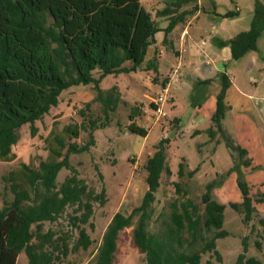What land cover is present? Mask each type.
<instances>
[{
    "label": "rangeland",
    "instance_id": "rangeland-1",
    "mask_svg": "<svg viewBox=\"0 0 264 264\" xmlns=\"http://www.w3.org/2000/svg\"><path fill=\"white\" fill-rule=\"evenodd\" d=\"M260 1L264 4V0ZM139 2L150 13L157 27L170 17L158 15L168 6L169 0ZM196 9L199 12L193 17ZM184 11L189 13L183 17L185 22L182 27L186 26L189 36L196 47H199L210 38L226 42L238 33L248 31L254 17L255 2L191 0L189 4L176 8L173 12L180 20L179 15ZM230 12L236 15L224 16ZM214 13L221 17L216 18ZM164 38L163 30L155 34V43L148 48L139 70L108 75L100 82L103 90L116 86L119 91V102L114 111L108 112L107 117L101 110V104L94 100L95 92L91 85L71 87L61 93L57 106L35 123V135L31 134L28 124L19 129L18 140L11 148L9 159L0 161L1 207L3 201L13 199L8 188L9 183L4 178H11L21 189H28L23 165L36 170L40 162L52 157L46 141L52 133L61 134L63 127L70 124L79 126L83 123L86 130H81L78 138L67 141L78 145L85 144L89 140V134H92L94 146L90 151L71 154L69 161L76 168L78 177L95 194L104 189L105 202L102 205L97 202L93 206L90 222L94 229L85 226L93 241L92 245L86 251L80 249L70 253L60 264H92L102 234L112 216L117 212L128 215L140 205L147 190L144 165L160 140L168 141L166 165L170 174H161L160 186L151 206L148 230H160L169 222L173 207L179 208L186 200L202 216L204 206L201 196L205 192L206 184L213 182L215 185L211 191L212 198L226 206L223 230L228 236L216 240V250L221 261H217L213 252H207L202 255L201 264H205L207 260L212 264H234L243 251V242H246L247 257L264 261V203L256 202V199L264 195V31L257 40V51L248 52L239 60H232L230 57L228 62L217 60L216 67L225 72L230 85L224 90L222 133L217 134L214 139L209 138L208 128L216 109L217 96L222 89L220 74L216 77L213 65L204 67L205 61L198 59V56L207 52L204 45L197 52L191 53L186 50V46L179 45L178 33L166 35L165 43ZM213 49L221 55L224 54L223 47L218 49L214 46ZM153 57L156 66L148 69ZM191 63L198 67L199 73L204 71L210 77L206 79L212 80L200 94L196 91L197 77ZM164 83L167 89L165 92L162 86ZM248 93L251 97L247 98L245 96H249ZM161 94L164 95L162 109L165 115L158 117L154 114L155 107L152 104ZM86 104L89 107L82 117L79 111L85 110ZM130 114L134 116L135 125L147 132L145 137L129 130ZM93 120L96 126L91 130L89 123ZM227 141L234 147L232 154L226 147ZM237 147L245 150L244 157L240 158ZM239 158L242 161L247 160L249 164L244 166ZM180 163L183 165V172L178 175ZM68 175L69 171L61 170L56 179L57 183L63 182ZM237 181L246 183L253 202L255 212L248 223L243 221L241 210L239 212L229 207L230 203L239 205L242 202ZM176 183L179 184V191L176 190ZM71 213L72 209L68 208L56 222L45 223L44 231L51 229L57 234L66 233L69 230L68 215ZM136 220L137 217L133 222ZM132 228H126L119 233L113 264L143 262V255L132 240ZM213 234L214 231L202 232L206 238ZM256 243H259V248ZM198 244L197 249L203 243ZM16 264H28L23 252L19 254Z\"/></svg>",
    "mask_w": 264,
    "mask_h": 264
},
{
    "label": "trees",
    "instance_id": "trees-1",
    "mask_svg": "<svg viewBox=\"0 0 264 264\" xmlns=\"http://www.w3.org/2000/svg\"><path fill=\"white\" fill-rule=\"evenodd\" d=\"M190 1L168 2L165 10L158 13L162 17L170 16L163 29L164 43L166 35L189 13H180L181 19L178 20L174 15L176 8ZM254 2L250 29L219 45L220 48L229 47L232 60L257 51V40L264 31V4L260 0ZM234 15L236 13L233 12L224 14L225 17ZM159 31L139 0H0V161L9 159L11 148L18 140L19 129L28 124L31 134L35 135V123L57 106L61 93L71 87L91 85L95 92L94 100L101 104V110L107 117L119 102V91L116 86L103 90L100 82L108 75L139 70ZM155 66L153 57L148 69ZM219 79L222 89L210 118V139L222 133L224 90L230 85L225 72L220 73ZM210 82L211 79L196 80L197 94L204 91ZM165 84H162L163 88ZM88 107L86 104L85 110L79 111L82 117ZM133 118L130 114L129 130L145 137L147 132L136 126ZM89 124L91 130L96 126L95 120ZM81 130H86L83 123L67 125L61 134L51 132L46 141L52 157L40 162L36 170L23 165L28 189H21L11 178H4L9 183L13 199L3 201L0 207V264H16L21 252L28 264H60L70 253L80 249L86 251L92 245L85 226L94 229L90 222L93 206L97 202L104 204L105 192L102 188L95 194L70 164L71 154L88 153L94 146L91 133L83 145L67 142L78 138ZM167 145V140H160L154 153L146 160L147 190L140 205L128 215L117 212L112 216L92 264H113L119 233L130 227H133V243L143 255L141 264H201L202 255L207 252H213L217 261H221L216 240L228 236L223 230L226 206L212 198L213 182L206 184L201 196L202 216L186 200L179 208L173 207L169 222L160 230H148L161 174H170L166 165ZM226 147L232 154L234 147L228 141ZM236 149L240 158L246 155L244 149ZM233 162L236 166L234 157ZM240 163L244 166L249 164L242 159ZM63 169L69 171V175L57 183L58 173ZM182 172L180 163L178 175ZM237 185L242 202L239 205L230 203L229 207L241 210L243 221L248 223L255 212L253 202L246 183L237 181ZM175 186L179 191V184ZM256 202L264 203V195ZM68 208L72 213L68 215L69 230L66 233L57 234L51 229L44 231L45 223L56 222ZM204 230L214 231L213 236L204 237ZM198 243H203L199 249ZM243 244V251L234 264H264V261L247 257L246 242ZM256 246L259 248V243ZM205 264L212 262L207 260Z\"/></svg>",
    "mask_w": 264,
    "mask_h": 264
},
{
    "label": "crops",
    "instance_id": "crops-1",
    "mask_svg": "<svg viewBox=\"0 0 264 264\" xmlns=\"http://www.w3.org/2000/svg\"><path fill=\"white\" fill-rule=\"evenodd\" d=\"M173 1H175V0H169V3L173 2ZM198 9H199V7H198ZM198 9H196V13H195V15L193 17H195L198 14V12H199ZM237 11H238V7L236 6L235 12H237ZM214 14H215L216 18H218V19L221 17L218 13H214ZM168 22H169V20H167L163 25H160L157 28H159L160 30L165 29L166 26L168 25ZM184 22H185V20L182 19L178 24H176L174 26V28L171 30V32L168 33V36H171L172 34L176 35V33H178L179 45L181 47L186 46L187 47L186 50H189L191 53L197 52L200 48H202V45H204V49L207 52H205V53L201 54L200 56H198V59L205 61V63L203 64L204 67H206L209 64L213 65L215 76L218 77L219 76L218 74H220L222 71H220L216 67L217 66V60L228 62L229 57H230V49H229V47L228 46L223 47L224 49L222 50V53H224V54H222V55L219 54L218 52H215V49H213V47L215 46V48L219 49L220 48L219 45L222 42V40L221 39L219 40L218 38L217 39L210 38V39L204 41V44L200 45L199 47H196L194 41L189 36V33H188V30H187L186 26L182 27V23H184ZM211 41L215 44L214 46H213V43H211ZM208 51H209V53H208ZM190 56H192V55H190ZM191 65L193 66V63H191ZM194 69H195L194 75H195V77H197L196 80H198V79L203 80V79H206V78H210L207 75H205L204 71H201L199 73V71L197 70L198 67H194ZM248 95L249 96L246 95L245 97H247V98L251 97L249 93H248Z\"/></svg>",
    "mask_w": 264,
    "mask_h": 264
},
{
    "label": "built area",
    "instance_id": "built-area-1",
    "mask_svg": "<svg viewBox=\"0 0 264 264\" xmlns=\"http://www.w3.org/2000/svg\"><path fill=\"white\" fill-rule=\"evenodd\" d=\"M167 89L166 88H164V92L166 91ZM154 104V114L155 115H157L158 117H160V116H164L165 115V113L163 112V109H162V105H163V103H164V95H159L158 96V98H156L155 100H154V102H153Z\"/></svg>",
    "mask_w": 264,
    "mask_h": 264
}]
</instances>
